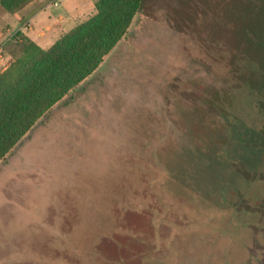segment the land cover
Listing matches in <instances>:
<instances>
[{
	"label": "rangeland",
	"instance_id": "1",
	"mask_svg": "<svg viewBox=\"0 0 264 264\" xmlns=\"http://www.w3.org/2000/svg\"><path fill=\"white\" fill-rule=\"evenodd\" d=\"M173 6L135 13L0 159V264H264L263 98Z\"/></svg>",
	"mask_w": 264,
	"mask_h": 264
},
{
	"label": "trees",
	"instance_id": "2",
	"mask_svg": "<svg viewBox=\"0 0 264 264\" xmlns=\"http://www.w3.org/2000/svg\"><path fill=\"white\" fill-rule=\"evenodd\" d=\"M29 1L0 0V7L13 13ZM158 3L93 0V13L45 49L15 30L0 47L1 54L11 58L0 70V159L98 67L123 37L135 13ZM177 5L172 7L173 18L202 16V26L223 44L225 53L250 64V88L256 86L264 101V0H177Z\"/></svg>",
	"mask_w": 264,
	"mask_h": 264
},
{
	"label": "crops",
	"instance_id": "3",
	"mask_svg": "<svg viewBox=\"0 0 264 264\" xmlns=\"http://www.w3.org/2000/svg\"><path fill=\"white\" fill-rule=\"evenodd\" d=\"M58 6L56 13H46L49 6ZM93 13V0H31L13 13L15 30L21 31L41 49L49 47L62 33ZM17 18L20 24L16 26ZM6 34V33H5ZM8 34V32H7ZM10 57L0 52V70L4 69Z\"/></svg>",
	"mask_w": 264,
	"mask_h": 264
}]
</instances>
